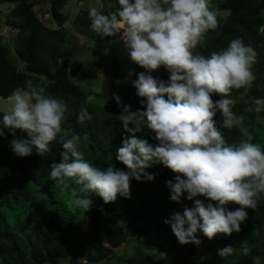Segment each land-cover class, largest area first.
Returning <instances> with one entry per match:
<instances>
[{
	"label": "clouds",
	"instance_id": "9594fccd",
	"mask_svg": "<svg viewBox=\"0 0 264 264\" xmlns=\"http://www.w3.org/2000/svg\"><path fill=\"white\" fill-rule=\"evenodd\" d=\"M210 3L118 0L119 8L107 15L96 7L89 9L90 29L101 37L119 34L127 57L144 69L133 82L142 110L131 111L130 105H124L118 116L127 135L122 137L115 159L126 170L94 166L80 148L81 136L64 127L66 102L46 95L31 80L8 98L11 103L0 120V136L5 129L12 134L9 146L18 157L30 156L33 149L44 157L50 145L59 142L61 159L50 165L49 178L65 189L75 185L72 203L84 211L90 209L92 196L105 204L118 196L129 198L131 181H152L154 174L147 169L160 163L174 174L165 182L170 199L193 202L182 214L176 212L164 221L180 245H199L198 231L209 240L239 232L247 219L246 210L255 209L264 196V149L253 142V135L243 125L245 116L233 112L235 100L229 97L233 90L251 87L257 53L240 38L207 57L196 51L218 27ZM161 68L169 74L167 81L152 75ZM213 96L220 98L213 100ZM92 99L88 97V101ZM113 99L121 103L118 95ZM86 105L78 113L81 123L92 118ZM245 111L264 112V99L255 98ZM218 112L219 122L215 119ZM145 126L155 145L137 136ZM234 128L241 136L229 143L222 130ZM17 131L27 138L17 137ZM230 204L238 207L229 210ZM234 251L233 246H225L218 255L226 257ZM249 252L243 243L240 253L247 256Z\"/></svg>",
	"mask_w": 264,
	"mask_h": 264
},
{
	"label": "trees",
	"instance_id": "16d2710c",
	"mask_svg": "<svg viewBox=\"0 0 264 264\" xmlns=\"http://www.w3.org/2000/svg\"><path fill=\"white\" fill-rule=\"evenodd\" d=\"M14 1L10 15L4 19V23L15 30L12 46L3 42L0 33V96L10 97L17 89H23L27 80L43 87L46 95L66 102L68 112L64 127L71 128L87 142L91 150L87 148L86 158L99 168L114 165L126 170L115 159L122 137L127 135L118 116L124 105H130L131 111L142 110L141 98L135 95L133 82L119 105L106 107L88 101V94L68 74L69 63L80 50L77 34L90 28L88 11L78 9L73 20L75 30H69L64 26L67 15L63 10L69 0H47L50 22H55L56 26L47 25L32 8L42 0H0V3ZM118 6L104 7L102 13L114 12ZM218 8L226 11V16L222 21L217 19L218 28L213 34H207L204 46L196 51L207 57L225 49L236 38L255 49L257 63L253 71L256 78L243 97L234 99L232 110L238 116H245L244 127L253 135V142L264 149L258 136V127H264V122L259 121L264 112L245 111L255 98L264 99V0H223ZM132 96L134 103L129 100ZM219 98L213 96V100ZM86 102L92 118L81 123L78 113ZM3 114L0 111V120ZM215 119L220 121L219 112ZM222 131L229 143L240 139L238 128ZM16 136L27 138L19 131ZM137 136L150 144L156 143L146 126ZM12 138L7 129L0 136V264H46L48 260L55 264H159L155 263L154 255L142 251L141 238L135 247L117 248L128 243L131 225L147 217L150 208L158 209L154 212L155 234L148 238L157 242L164 231V221L176 212L182 213L185 207L193 206L192 201L183 198L180 203L170 199L165 182L173 179L174 174L169 169L154 163L147 169L154 174V179L142 182L133 179L129 198L118 196L115 202L105 204L98 196H92L90 209L84 211L71 206L75 185L65 189L49 178L50 165L61 159L60 143L53 142L44 157L38 156L35 149L30 156L18 157L9 146ZM236 207L228 205L229 210ZM246 211L247 219L241 223L239 232L231 236L218 234L211 240L203 236L208 240L204 260L211 258L213 264H252L258 250L264 253V196L255 209ZM88 221L87 229H83ZM60 230L73 236L78 249L73 252L68 249V241ZM245 242L250 248L247 256L240 253ZM230 245L235 249L233 254L220 257L218 250ZM81 255L84 260L80 259Z\"/></svg>",
	"mask_w": 264,
	"mask_h": 264
},
{
	"label": "rangeland",
	"instance_id": "374dc122",
	"mask_svg": "<svg viewBox=\"0 0 264 264\" xmlns=\"http://www.w3.org/2000/svg\"><path fill=\"white\" fill-rule=\"evenodd\" d=\"M42 1L43 2L34 4L32 8L47 25L56 26L55 22H50L51 16L48 12L49 2H47V0ZM222 1L223 0H211L210 3V9L217 13V19L220 21L226 16V11H222L218 8V5ZM15 3L16 1L0 3V33L3 42L9 43L11 46V37L15 30L5 24L4 19L10 15V10ZM116 4H118V0H69V2L64 5L63 9L67 15L64 26L69 30H75L73 20L78 9L89 11L90 8L96 7L102 12L104 7L109 9ZM213 32L214 31H210L208 34H213ZM77 37L80 50L69 63V77L72 81L77 83L88 96L93 97L91 100L93 105L99 104L112 107L116 103L115 99H113L114 95H118L123 101L127 97V91L130 92L129 84L134 82L137 79L138 73L143 72L144 69L133 64L127 57L122 43L120 42L119 34L115 37H101L89 28L84 33H78ZM152 75L157 79L165 81H167L169 77V74L163 68L152 73ZM95 89H100V91L96 92L94 91ZM247 92L248 88L243 89L239 93L233 91L229 98L233 100L239 99ZM8 98L9 97L4 98L0 96V111L5 112L8 110L11 103ZM129 100L131 103H134L133 96ZM259 121L264 122V115H260ZM258 129L260 132L258 136L263 141L264 147V127L263 129L258 127ZM80 148L85 152V155H88L87 148L89 151L91 150L82 137ZM73 205L72 203L71 206ZM79 209L83 210L81 208ZM157 209L158 208H150L147 217L141 218L131 225V234L128 243L119 246L117 249L135 247L141 238L142 243L140 246L142 251L154 255L155 263L179 264L183 262L189 264H213L211 258L204 260L206 252L205 245L208 240L203 237L204 235L202 232L198 231L196 233L197 238L201 241L199 245H194L192 243L180 245L172 233L170 225L164 223L162 226L164 231L159 240L157 242L150 240L148 237H152L156 231L154 212ZM170 218L171 217L168 219ZM88 223L89 221L86 222L82 228L87 229ZM62 228L63 223L60 225L61 230ZM61 230L60 232L68 241V249L71 252H73L74 249H78L73 236ZM80 259L84 260V257L81 255ZM111 260L113 261V259ZM46 264H55V261L48 260ZM252 264H264V253L258 250Z\"/></svg>",
	"mask_w": 264,
	"mask_h": 264
}]
</instances>
